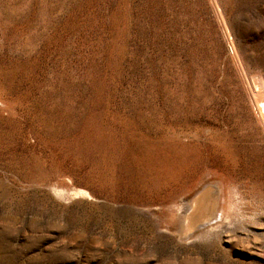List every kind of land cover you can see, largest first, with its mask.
I'll return each mask as SVG.
<instances>
[{"label":"rangeland","instance_id":"374dc122","mask_svg":"<svg viewBox=\"0 0 264 264\" xmlns=\"http://www.w3.org/2000/svg\"><path fill=\"white\" fill-rule=\"evenodd\" d=\"M262 101L264 0H0V264H264Z\"/></svg>","mask_w":264,"mask_h":264},{"label":"bare ground","instance_id":"6f19581e","mask_svg":"<svg viewBox=\"0 0 264 264\" xmlns=\"http://www.w3.org/2000/svg\"><path fill=\"white\" fill-rule=\"evenodd\" d=\"M257 108V107H256ZM258 115H259V118L260 120L263 122L264 124V102L262 101L260 103V105L258 106ZM212 182V181H211ZM217 183V182H216ZM204 185V184H203ZM202 187V186H201ZM206 186H203L202 188H198L196 190L193 191V195L195 196L194 197V201L190 202V203H187L186 205H182V211H181V214L178 215V219L180 222H184L185 224L187 225H190L192 227V229L190 230L189 233H187V235L189 234V236H192L193 234H202V233H205L207 232L209 229L213 228V226L215 224H213L212 222H210V218H212L211 216L208 218V219H205L203 220L204 218V214H203V211L204 209L206 208V200H207V197H205L204 195H206V189H204ZM218 188V185L216 186ZM216 188V189H217ZM219 189V188H218ZM216 195V194H215ZM214 195V196H215ZM219 197L220 195L217 194V198H218V201L219 202ZM215 198V197H214ZM189 199V198H188ZM216 199V198H215ZM184 202V201H183ZM216 202V209H214V206H213V209L215 210V212H218L219 214L222 213V208H223V204L221 202V199H220V203H217ZM185 203V202H184ZM203 204V206L201 207V205ZM222 204V205H220ZM201 208H203L202 210H200ZM211 209V208H210ZM180 211V210H179ZM208 211V210H207ZM206 211V213H208ZM225 212V211H224ZM224 212L222 213V215H224ZM212 213V212H211ZM215 213H213L214 215ZM226 214V212H225ZM221 215V214H220ZM207 216V215H206ZM216 216L214 215L213 219L215 218ZM220 217V216H219ZM196 219V221H195ZM202 219V220H201ZM201 220V221H200ZM194 222L193 224H191V222ZM215 223V222H214ZM172 224V223H171ZM169 224V226L171 225ZM168 225V224H167ZM183 225V224H182ZM181 225V226H182ZM186 225V227H187ZM168 226V227H169ZM173 226V225H172ZM171 226V227H172ZM167 227V226H166ZM174 227V226H173ZM184 227V226H183ZM185 227V229H186ZM171 229V228H170ZM178 231V230H177ZM186 231V230H185ZM210 231V230H209ZM185 233V232H184ZM180 234V233H179ZM182 234V233H181ZM186 236V235H185Z\"/></svg>","mask_w":264,"mask_h":264}]
</instances>
